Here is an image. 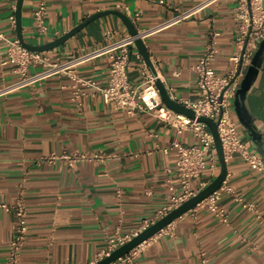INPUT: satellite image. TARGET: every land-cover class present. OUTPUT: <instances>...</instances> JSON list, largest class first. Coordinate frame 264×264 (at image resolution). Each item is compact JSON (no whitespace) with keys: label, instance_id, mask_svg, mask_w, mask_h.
<instances>
[{"label":"crops","instance_id":"0c3cea01","mask_svg":"<svg viewBox=\"0 0 264 264\" xmlns=\"http://www.w3.org/2000/svg\"><path fill=\"white\" fill-rule=\"evenodd\" d=\"M203 1L48 0L49 31L40 35L35 0H24L22 36L29 45H46L97 13L120 11L139 31H152L144 38L151 59L171 97L183 103L198 96L196 66L210 45L215 42L212 65L220 75L234 70L233 58L242 51L239 0H216L187 21L163 26L180 11ZM18 2L0 0V89L19 79L14 65L2 63L8 41L19 38L12 20ZM127 36L130 31L124 20L110 13L43 52L52 61L65 62ZM145 68L135 45L129 65L132 84L141 83ZM42 69L41 64H31L29 72ZM109 74L108 55L93 57L77 68L79 77L101 84L107 83ZM74 84L69 74H61L0 96V205L14 206L23 199L29 227L26 243L13 262L11 242L17 218L13 210L0 207V264L97 263L110 240L152 224L169 204L167 169L176 164L173 143L199 144L192 131L179 134L152 113L130 116L115 109L94 87H82L83 94L75 99ZM246 110L255 135L240 121L235 107L233 118L240 122L243 139L264 158L263 73L248 93ZM65 151L101 153L107 158L74 168L44 160ZM217 161L215 171L208 166L193 181L195 190L200 192L218 177L219 156ZM227 163L224 188H232L256 210L244 208L222 189L218 204L226 210L228 222L202 203L155 235L139 264H264V177L238 155ZM174 182L179 191L177 178Z\"/></svg>","mask_w":264,"mask_h":264},{"label":"built area","instance_id":"2783aa9c","mask_svg":"<svg viewBox=\"0 0 264 264\" xmlns=\"http://www.w3.org/2000/svg\"><path fill=\"white\" fill-rule=\"evenodd\" d=\"M214 1L216 0H206L188 10L180 11L163 26L187 21ZM35 5L34 18L36 31L40 35H45L49 31L47 23L49 12L48 0H35ZM238 11V17L241 21V35L238 38V44L241 46L242 51L233 58L235 63L234 70L226 75H220L214 70L212 65L216 53L214 42L208 47L207 52L196 66L198 73V96L194 100L183 102V104L192 109L197 117L205 116L214 119L218 123V131L227 162L238 155L252 169L260 172L264 177L263 156L257 151L252 150L243 139L240 132V122L235 120L232 115L236 94L252 64L257 50L264 40L263 0H239ZM12 20L16 24V18L13 17ZM150 32L152 31H140L137 37H141L144 40ZM137 37L131 35L123 37L94 53L75 57L65 62L52 61L51 57L45 52L29 50L23 46L19 38L10 40L7 44L6 57L2 63L14 65L19 79L12 84L2 87L0 89V96L32 86L37 82L56 75L69 74L75 81L73 85L75 99H79L83 94L82 87H94L102 94L107 103H111L115 109L123 110L130 116H135L141 112H148L174 126L179 134L186 130L192 131L199 139V144L186 145L176 140L171 146V149L176 150V164L174 168L167 169V173L169 174L168 188L171 192V198L169 204L159 211L156 218L157 221L199 193L194 189L193 181L200 179L208 166L213 171L218 168V153L214 135L207 124L176 113L164 104L156 84V78L150 69L145 68L143 70L142 81L139 85L132 84L129 77V65L132 58V49L136 45ZM102 55H108L110 59V74L106 84H101L99 81L92 79H83L77 75L79 65L93 57ZM31 64H41L43 65V69L37 73H30L29 67ZM106 158L101 153L65 151L62 154L52 153L46 156L44 160L50 164L63 162L70 168H74L79 163L103 162ZM174 178L178 180L179 191ZM204 186H206L205 183H203ZM222 189H225L224 186L202 203L207 205L222 221L228 222L226 210L218 204ZM225 190L232 193L234 199L242 203L244 208L251 211L256 210L253 204L244 202L243 198L232 188L227 187ZM0 207L8 211L13 210L17 218L16 235L11 242V259L13 262H16L26 243L28 234L29 227L26 206L23 199H19L14 206L0 205ZM152 224H147L140 231H135L128 235H119L110 240L108 249L98 256V261L111 255L113 251L137 237ZM151 239L153 238L144 241L129 254L111 264H139L138 259Z\"/></svg>","mask_w":264,"mask_h":264},{"label":"water","instance_id":"95a60500","mask_svg":"<svg viewBox=\"0 0 264 264\" xmlns=\"http://www.w3.org/2000/svg\"><path fill=\"white\" fill-rule=\"evenodd\" d=\"M23 1L24 0H19L18 2V8H17V13H16V23H17L19 39L21 43L23 44L24 47L32 51L43 52V51L52 50L60 46L61 44H64L68 39H70L75 34L80 32L90 22L96 20L97 18L105 16L107 14H110V13L118 15L124 20L125 24L127 25L130 31L131 36L137 37L139 36V33H140L139 29L135 26L132 19L129 18L126 14L120 11H117V10L103 11V12L95 14L93 17L89 18L84 23L77 26L71 32L58 38L56 41L52 43L42 45V46H32V45L25 43L23 36H22ZM135 44L138 47L140 53L142 54V57L147 67L151 70L152 74L156 78V84H157V87L159 89V92L163 99L164 104L169 109H171L172 111L176 113L183 114L191 119H196L199 122H203L208 125V127L212 131L214 138H215L216 149H217V153H218L220 164H221V173L212 183H210L206 188L202 189L197 195L185 201L179 207L169 212L166 216L162 217L161 219L157 220L155 223L150 225L148 228L142 231L137 237L133 238L128 243L120 246L117 250L113 251L111 255H109L108 257H105L104 259L98 261L95 264H111L112 262L118 260L119 258L129 254L138 245H140L144 241L149 240L150 238H153L163 229L171 225L177 219L181 218L184 214L193 210L199 204L204 202L213 193L220 190L228 176V163L225 157L223 143H222L219 131H218V123L214 119H211L205 116L197 117L196 113L192 109H190L183 103L173 99L165 83L159 77L156 67L151 59L150 53L146 47L145 41L141 37H137ZM260 73H263L264 75V40L262 41L259 49L257 50L252 60V64L249 67L242 81L241 87L238 90L236 94V99H235V111L238 114L240 121L246 125V127L251 131L252 135H255V129L250 125L249 121L247 120L248 117L246 116V111H247L246 110V99H247L248 93L252 89Z\"/></svg>","mask_w":264,"mask_h":264}]
</instances>
